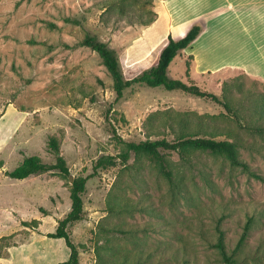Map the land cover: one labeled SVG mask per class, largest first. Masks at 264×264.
I'll return each instance as SVG.
<instances>
[{
    "label": "rangeland",
    "instance_id": "rangeland-1",
    "mask_svg": "<svg viewBox=\"0 0 264 264\" xmlns=\"http://www.w3.org/2000/svg\"><path fill=\"white\" fill-rule=\"evenodd\" d=\"M127 2L122 13L111 0H0V264H58L70 256L63 238L49 236L71 210L70 179L58 170L23 180L7 174L27 156L54 164L52 137L74 178L93 174L102 156L115 157L89 177L83 219L69 226L79 264H101L96 248L111 242L152 255V264H225L215 246L219 227L238 264H264L263 181L225 155L199 149L164 153L172 181L152 157H121L132 141L212 136L233 141L240 158L264 175V135L250 131L248 109L250 98L264 94V72H198L188 69L186 50L171 64L172 78L238 102V119L220 103L164 87L136 84L119 98L102 58L82 45L88 32L97 34L131 79L158 62L169 34L181 38L183 29L169 30L168 8L187 18L208 11L195 18L212 22L214 47L203 58L264 69V0ZM152 15L155 27L144 24ZM225 82L241 89L224 94ZM110 196L135 208L112 215ZM248 215L253 227L239 247Z\"/></svg>",
    "mask_w": 264,
    "mask_h": 264
},
{
    "label": "trees",
    "instance_id": "trees-1",
    "mask_svg": "<svg viewBox=\"0 0 264 264\" xmlns=\"http://www.w3.org/2000/svg\"><path fill=\"white\" fill-rule=\"evenodd\" d=\"M129 0H111L113 6L118 7L122 13H126L130 7ZM135 1V0H133ZM153 0H144L143 5L152 3ZM112 5L110 8H112ZM156 21V17L152 15L145 25H151ZM76 23L80 21L76 20ZM204 27L201 23H195L189 29L185 36L176 39L172 34L168 35L166 45L162 48L158 62L143 71L142 74L135 76L131 79H126L121 60L117 55L116 51L105 41L101 40L97 34L88 32L83 41L82 45L93 49L103 60V63L110 72L113 81L114 89L119 98L123 97L126 90L136 84H145L151 87H164L170 91H182L190 93L199 97L210 99L214 102L222 104L229 112L234 114L239 119L238 102L234 104L235 100L225 96L226 99L221 98L219 95L209 92L203 89L197 83H187L181 79H174L170 76V66L175 58L184 52L187 48L191 47L194 41L203 32ZM194 56L189 55L188 58V69L193 66ZM240 84H232L225 82L223 84L222 91L224 94L231 93L233 88H238ZM253 95V94H252ZM250 95L249 97H253ZM248 109L251 111L249 114V120L252 123L249 128L250 131H254L260 135H264V94L258 95L257 98H250ZM241 123V120H240ZM50 149L56 154V162L54 164H48L43 162L37 156H27L23 162L14 170L7 171V174L14 179H26L32 175H37L46 172H54L58 170L61 175L70 179L71 170L68 163L61 152V144L59 140L52 137L49 142ZM193 148L204 151H210L214 154L225 155L234 166L241 167L242 170L247 172L251 177L264 182V175L259 174L252 170L249 163L245 162L240 158L238 149L233 141L224 139H216L212 136H198V135H185L177 140H167L165 138L158 140H146L140 142H128L127 151L121 154L124 161H128L129 154L134 152L136 154H145L149 157L154 158L160 165L161 171L170 180H173L172 172L167 168V160L164 156L165 152H180ZM115 163L114 156H102L97 161L94 172L90 176H79L75 177L71 185V199L72 206L70 212L59 221L56 232L50 233L49 236L52 238H63L67 247L70 249V256L67 260L61 261L58 264H79L80 252L78 246L73 242L71 234L69 232V226L72 223L78 222L83 219L85 207L83 194L86 191V185L89 177L94 176L98 170L102 167H107ZM108 212L112 215L118 216L122 213L132 211L135 206L128 202L116 197L110 196L108 199ZM40 220H34L32 223H39ZM254 223V217L248 215V219L244 225V231L238 242L240 247L245 241L250 231L252 230ZM24 226H30L29 222L22 221ZM122 231V230H121ZM218 241L215 246L218 248L220 254L223 257L225 264H238L239 257L235 254H229L225 241L224 232L219 227ZM97 256L101 264H152V255L145 253H137L128 249L123 248L120 244L106 243L96 248ZM165 253V252H164ZM163 253V255H164ZM164 257V256H163ZM160 257V262L168 260ZM154 261V260H153ZM189 260H183V264H188Z\"/></svg>",
    "mask_w": 264,
    "mask_h": 264
},
{
    "label": "crops",
    "instance_id": "crops-1",
    "mask_svg": "<svg viewBox=\"0 0 264 264\" xmlns=\"http://www.w3.org/2000/svg\"><path fill=\"white\" fill-rule=\"evenodd\" d=\"M204 13H209L208 11L202 12L198 15H192L190 17H178V14H176L175 8L172 7V9L168 8L167 9V24L169 26V30L170 32H174L177 29H183V32L181 34V37L185 36L186 33L189 31V29L193 26V24L195 23H201L204 27L203 32L200 34V36L194 41V43L192 44L191 47L187 48L186 51H190L191 54L194 56V67L196 70H198V72H217L219 70H223L226 68H240V69H244L246 72L248 73H255V74H262L264 72V69H259V68H255V67H249L247 65V63L243 62V63H239V61H224V62H220L217 63L215 62V60H213L212 58L207 59V58H203L206 56V53L208 52V49H213V45L212 44H208L212 39L213 36H210L211 38H209L208 34H210V28L212 25V22L208 19H206V21H204L203 19L199 20H195V18L199 17V15H204ZM194 16V17H193ZM158 22L153 24V27H155L154 25H156ZM205 37H208L207 40H205ZM212 45V46H210ZM210 46V47H209ZM264 66V64H263ZM264 68V67H263ZM29 178V177H28ZM15 198V197H14Z\"/></svg>",
    "mask_w": 264,
    "mask_h": 264
},
{
    "label": "water",
    "instance_id": "water-1",
    "mask_svg": "<svg viewBox=\"0 0 264 264\" xmlns=\"http://www.w3.org/2000/svg\"><path fill=\"white\" fill-rule=\"evenodd\" d=\"M73 180H74V175H70V182L73 183Z\"/></svg>",
    "mask_w": 264,
    "mask_h": 264
}]
</instances>
